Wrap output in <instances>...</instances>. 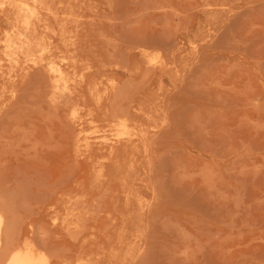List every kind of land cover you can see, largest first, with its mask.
Returning a JSON list of instances; mask_svg holds the SVG:
<instances>
[{"label": "rangeland", "instance_id": "obj_1", "mask_svg": "<svg viewBox=\"0 0 264 264\" xmlns=\"http://www.w3.org/2000/svg\"><path fill=\"white\" fill-rule=\"evenodd\" d=\"M0 1V210L92 264H264V0ZM24 3L43 59L12 69L4 39L22 31ZM51 60L74 94L59 105ZM81 122L89 153L74 149ZM106 192L80 231L52 226Z\"/></svg>", "mask_w": 264, "mask_h": 264}, {"label": "bare ground", "instance_id": "obj_2", "mask_svg": "<svg viewBox=\"0 0 264 264\" xmlns=\"http://www.w3.org/2000/svg\"><path fill=\"white\" fill-rule=\"evenodd\" d=\"M39 1L40 0H34V2H36V3ZM44 2H45V0H44ZM3 3H4L3 1H0V4H3ZM50 8H52V7L50 6ZM34 15H35L34 8L31 7L28 3H24L23 7L20 8V10L18 12L19 24L21 25V29H19V30H22V31L16 37L9 34L6 37V39H4V44H5V48H6L5 55H6L7 60H8L7 62L10 63V65L12 66L11 67L12 69L15 67H21L20 59H21L22 55L24 56L25 61H31L32 64H39L40 61L42 62L43 58L40 57V55H38L41 52V46H40V44H38L34 41V37H33V32L35 31V29L33 27L31 19ZM160 53L158 51L153 52V51H149V50H144L145 56H147V58L149 59V61L151 63H155V65L156 64L163 65V63H164L163 57ZM2 66H3L2 59L0 58V69L2 68ZM27 68L28 67H24L23 69L26 71ZM38 68H40V67H37V69ZM47 69H48V75L49 74L51 75L50 88L48 91V96L52 102H57V104L59 105L60 102H58V100H61L62 95H64L65 93H66V95L68 93L73 94L71 91V88L69 86V82H71V80H70L68 73L63 68V66L60 62H56V61H52V60L49 61L47 63ZM1 70H2L1 75L6 74V71L4 69H1ZM11 71L12 70L9 71V74ZM74 74L77 75V73H75V72H74ZM14 75L15 74H10L11 77H13ZM74 77L76 78V76H74ZM81 77H84V76H81ZM83 79L84 78H82V80ZM79 85H80V82H79ZM111 86L113 89H118L117 83L115 82V80L113 82H111ZM91 91H93V89H91ZM116 93H117V90H116ZM91 94H93V92ZM117 96H115V97L118 98ZM68 98H69V94H68ZM112 100H113V98H112ZM65 102H67V101H65ZM57 104L54 103V105H57ZM67 104L73 105V103H68V102H67ZM74 105L76 106V104H74ZM77 105H78V103H77ZM109 105H111L110 107L113 106L111 103ZM113 107H115V106H113ZM66 108H68V106ZM69 108H71V107H69ZM81 108H79V110ZM75 109H73V111L69 110V111H71L69 113H71V122L77 123L81 120V118L79 117L78 112H77L78 108H77V111ZM106 109H108V108H106ZM119 119H120V121L118 124L121 127V129L118 130L117 136L120 137L126 133L129 135V133H131V131H129V130H131V128H132L131 124H130L129 116L126 114L121 115V116H119ZM81 124H82V122L78 124L80 127H79V131L77 132V135H75L76 136V138H75L76 139V142H75L76 148H74V147L73 148L75 149L76 153H79V149L83 147L85 153L86 152L89 153L90 151H92L91 146H90L91 144L89 145L88 142L85 144H82L83 141L85 142V139H86V138L85 139L82 138L86 129H85L84 125H81ZM133 132H134V130H133ZM136 134H137V132H136ZM137 135H138V139H137L138 141L137 142L140 143L141 141H143V138H144L143 134H140L138 132ZM132 137L130 136V138H132ZM98 140H99V138H98ZM88 141H90V140H88ZM109 141L110 140H108V137H103L101 139V146H106V145L109 146L108 145ZM136 146H137V144H136ZM110 152L112 153V148H111ZM98 190H100V188ZM108 193L107 192L102 193V196H103L102 199L98 197L99 199L96 200L97 202H95V199L92 200V198L90 200H87V201L85 200L84 206L90 205V207L88 208V212L85 211V213L78 211V210L76 212H73L71 205H67L63 209H61L62 212L56 210L53 217H52V226L54 225V226H57L58 228H61V230L64 231L65 233H74V232L80 231L82 225L85 224V220L88 218L89 215H91V211L94 210L95 206L101 207L103 203L104 204L106 203L105 196ZM12 218H10V216L7 214V212L0 210V264H55L53 261L54 257L55 258L56 257L57 258H59V257L63 258L64 257L67 260L68 264H92L89 261V257L91 254H86L87 252L85 250H83L84 248L78 250L79 253L77 254V258L75 260L71 259L67 254H65V256H56V254L59 253L58 251H57V253L54 251L52 252L50 249L46 248L43 244H41L37 240V238L35 236V233H36L35 227H34L33 222L31 220H24L21 223H17L15 221H13L14 219H12ZM110 239H112V238H110ZM114 243H118L120 245L119 240H115ZM123 244L125 246H132L133 244H136V243H131L129 240H127V241H124ZM115 246L117 247V245H115ZM113 247H114V244H113ZM114 251H116V249ZM68 252H71V250H69ZM84 255H87V256H84ZM120 261H121V264H125V260H120ZM113 264H115V263H113Z\"/></svg>", "mask_w": 264, "mask_h": 264}]
</instances>
